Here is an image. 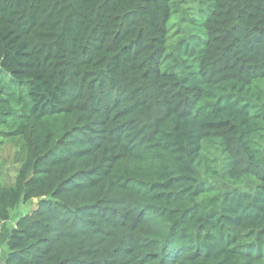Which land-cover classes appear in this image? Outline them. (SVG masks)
I'll return each mask as SVG.
<instances>
[{"label":"trees","instance_id":"obj_1","mask_svg":"<svg viewBox=\"0 0 264 264\" xmlns=\"http://www.w3.org/2000/svg\"><path fill=\"white\" fill-rule=\"evenodd\" d=\"M5 142L4 264H264V0H0Z\"/></svg>","mask_w":264,"mask_h":264},{"label":"rangeland","instance_id":"obj_2","mask_svg":"<svg viewBox=\"0 0 264 264\" xmlns=\"http://www.w3.org/2000/svg\"><path fill=\"white\" fill-rule=\"evenodd\" d=\"M15 147L10 142H5L0 144V164H1V174L3 175V179L6 182H12L15 170L17 167V163L14 161V155H15ZM36 201H28V202H22L18 205L17 208L11 211V219L8 221V224L10 226H13L17 219H19L21 216L27 214L30 210L35 208ZM2 228V223L0 222V231ZM3 251H6V246H2ZM0 264H4L3 257L0 258Z\"/></svg>","mask_w":264,"mask_h":264},{"label":"water","instance_id":"obj_3","mask_svg":"<svg viewBox=\"0 0 264 264\" xmlns=\"http://www.w3.org/2000/svg\"><path fill=\"white\" fill-rule=\"evenodd\" d=\"M35 201H37L38 199L37 198H34Z\"/></svg>","mask_w":264,"mask_h":264}]
</instances>
